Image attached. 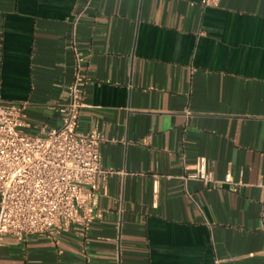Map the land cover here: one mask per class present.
Listing matches in <instances>:
<instances>
[{
	"label": "crops",
	"instance_id": "obj_1",
	"mask_svg": "<svg viewBox=\"0 0 264 264\" xmlns=\"http://www.w3.org/2000/svg\"><path fill=\"white\" fill-rule=\"evenodd\" d=\"M74 43L79 130L112 171L100 214L3 236L0 264H264V0H0V102L30 134L62 124ZM200 155L242 184L185 182Z\"/></svg>",
	"mask_w": 264,
	"mask_h": 264
},
{
	"label": "built area",
	"instance_id": "obj_2",
	"mask_svg": "<svg viewBox=\"0 0 264 264\" xmlns=\"http://www.w3.org/2000/svg\"><path fill=\"white\" fill-rule=\"evenodd\" d=\"M221 0H201L204 7H219ZM75 73L68 102L60 106L62 124L30 134L25 104L0 102V244L3 236L22 241L79 227L86 232L100 214V198L112 172L101 159L100 129L80 131L85 103V56L76 44ZM181 176L206 185L239 186L231 174L218 179L200 155Z\"/></svg>",
	"mask_w": 264,
	"mask_h": 264
}]
</instances>
